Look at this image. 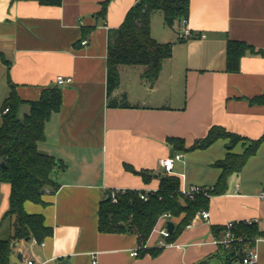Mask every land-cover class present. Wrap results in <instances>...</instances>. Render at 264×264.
Here are the masks:
<instances>
[{"label": "crops", "instance_id": "0c3cea01", "mask_svg": "<svg viewBox=\"0 0 264 264\" xmlns=\"http://www.w3.org/2000/svg\"><path fill=\"white\" fill-rule=\"evenodd\" d=\"M106 1V17H98ZM138 1L62 0L52 6L0 0V128L12 91L21 100L20 120L44 90L62 91V105L38 143L41 153L59 162L53 175L59 188L44 194L45 205L25 203L27 213L43 215L53 234L43 246L33 238L15 243L12 264H233L220 243L223 230L249 220L258 221L262 235L243 250H256L257 264H264V202L257 196L264 188V104L251 102L264 97V57L246 54L238 72H229L226 63L230 41L264 49V0H191L187 19L194 37L186 40L179 38L180 22L155 36L152 19V36L173 44L171 58L154 86L142 78L144 71L121 67L119 86L109 96V37ZM58 76L71 81L59 85ZM123 95L128 107L108 106L109 98ZM214 127L244 139L179 151L183 158L171 173L161 167V159L177 153L168 138L190 148ZM259 138L256 153L228 177L225 192L210 195L209 217L198 213L173 243L159 230L168 221L176 227L183 216L161 217L144 247L135 233L100 232L98 209L108 190L156 192L161 177L171 175L181 180L182 193L192 187L209 193L222 174L217 163L228 153L243 154ZM0 190L3 239L12 232L11 219L4 218L11 186L2 183ZM152 249L159 254L145 253Z\"/></svg>", "mask_w": 264, "mask_h": 264}, {"label": "trees", "instance_id": "16d2710c", "mask_svg": "<svg viewBox=\"0 0 264 264\" xmlns=\"http://www.w3.org/2000/svg\"><path fill=\"white\" fill-rule=\"evenodd\" d=\"M41 5L59 6L62 0H33ZM191 0H139L128 12L123 25L111 32L108 45V95L116 90L120 81L121 67L143 66L142 78L150 85L158 80L164 62L173 54L172 43L157 41L151 32V21L155 11L164 14L165 23L171 27L181 23L190 12ZM108 2H104L98 17L105 18ZM246 54L264 57V49L256 48L246 42L230 41L227 45L226 63L229 72H238L240 60ZM264 104V97L251 101ZM21 100L14 91L7 99L3 123L0 128V186L8 183L11 186L9 209L4 218L12 221V232L9 237L0 239V264H12L15 243L36 238L39 242L52 236L53 230L45 224L41 214H29L25 210L26 202L46 204L43 200L45 193H55L59 185L54 180V171L59 162L50 155L41 153L38 143L45 139V124L51 116L58 112L62 105V91L58 87L44 90L40 100L31 102L30 114L23 120L17 116ZM110 107H128L125 95L121 98H109ZM229 138V144L234 146L243 140L242 136L225 131L220 127L210 130L208 136L196 141L193 146L186 148L182 139L168 138V143L175 151H188L197 148H207L218 139ZM261 139L252 141L243 154L228 153L227 157L217 163L222 174L212 190L195 195L193 199L186 197L180 190L177 177L165 175L160 179L158 191L146 193L140 190H125L113 192L116 202L103 200L99 204V230L102 233H135L138 235L140 246L144 247L150 238L159 219L170 214L173 218L181 216V222L166 239L173 243L181 231L191 224L193 218L200 212L208 210L210 195L221 194L226 190L228 177L239 172L247 159L256 153ZM145 179V173H141ZM148 179V178H147ZM1 191V190H0ZM146 193L147 200L141 199L139 193ZM257 223H234L230 231L235 242L227 249L228 261H239L247 250H243L246 242L262 235L256 227ZM216 231L215 228H212ZM235 244V245H234ZM142 251V250H140ZM153 256L160 250H148L145 253ZM231 264V263H230Z\"/></svg>", "mask_w": 264, "mask_h": 264}, {"label": "built area", "instance_id": "2783aa9c", "mask_svg": "<svg viewBox=\"0 0 264 264\" xmlns=\"http://www.w3.org/2000/svg\"><path fill=\"white\" fill-rule=\"evenodd\" d=\"M194 35L192 33V31L190 30V28L188 27V19L187 18H184L182 21H181V28L179 30V38L181 40H186V39H190V38H193ZM86 42L84 41L83 44H85ZM71 79H66L64 78L63 76H58L57 77V83L59 85H62L66 82H70ZM9 109L6 108L4 110V113L8 112ZM181 158H183V153L182 152H177V153H174L173 155L167 157V158H164V159H161L160 160V165L162 168H164V170L167 172V173H171L173 171V168H174V164L176 161L180 160ZM200 193H204L206 194V190L205 189H202L200 187H192L189 191L187 192H183V194L190 198V199H193L194 197H196L195 195L197 194H200ZM139 196L141 199H144V200H147L148 199V196L146 193H142L140 192L139 193ZM258 198L264 202V188L261 189L258 194H257ZM112 199L114 202H116V198L113 194L112 196ZM202 216L204 219H207L209 217V212L207 211H203L202 212ZM162 218L164 219H170L171 218V215L170 214H165L162 216ZM258 221L257 220H249V221H244V223L246 224H252V223H257ZM235 222H230L227 224V228L230 229L232 227V225L234 224ZM189 226V225H188ZM159 233L160 235L164 238V239H167L171 232H169L168 228L165 226L163 228H161L159 230ZM235 240V237L234 235L228 231L226 233V237L224 240L220 241V243L222 245H224L227 249H229L231 243ZM32 243L34 245H44V243H40L36 238H33L32 239ZM137 255V251H133V254L132 256H136ZM258 262V252L256 250H247L243 256V258L233 264H257ZM93 263H96V261H94ZM25 264H35L34 261L32 260H28Z\"/></svg>", "mask_w": 264, "mask_h": 264}, {"label": "rangeland", "instance_id": "374dc122", "mask_svg": "<svg viewBox=\"0 0 264 264\" xmlns=\"http://www.w3.org/2000/svg\"><path fill=\"white\" fill-rule=\"evenodd\" d=\"M152 19H153V25H155L154 26V34H155V36H159L158 34L161 33L160 30L166 29L168 31L170 29V27H171V26H169V25H167L165 23L164 14L161 11H157V12L155 11V13L152 16ZM173 27L176 28L177 24L175 23ZM173 27H171V29ZM127 68H131L132 69V70L131 69L129 70V71H131L129 73H132L134 71V73H136V74H138V73H140V72H142L144 70L143 66H139V67L138 66H134V67H127ZM4 238H7V237H4Z\"/></svg>", "mask_w": 264, "mask_h": 264}, {"label": "water", "instance_id": "95a60500", "mask_svg": "<svg viewBox=\"0 0 264 264\" xmlns=\"http://www.w3.org/2000/svg\"><path fill=\"white\" fill-rule=\"evenodd\" d=\"M42 193L45 194V191L43 190ZM106 194H107L106 200H111L112 196H113V192L108 190L106 192ZM167 228H168L169 232L172 233L174 231V229H175V224L172 221H168L167 222Z\"/></svg>", "mask_w": 264, "mask_h": 264}]
</instances>
